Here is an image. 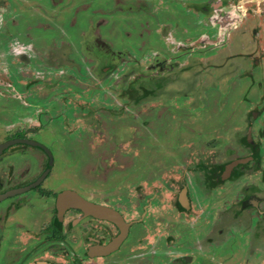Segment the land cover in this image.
Listing matches in <instances>:
<instances>
[{"label":"rangeland","instance_id":"obj_1","mask_svg":"<svg viewBox=\"0 0 264 264\" xmlns=\"http://www.w3.org/2000/svg\"><path fill=\"white\" fill-rule=\"evenodd\" d=\"M61 76L74 81L62 93L72 91L75 106L90 102V129L71 142L90 153L78 170L90 177L85 191L104 199L111 189L113 200L124 186L133 210L138 189L158 190L159 205L171 204V190L186 189L184 168L197 172L193 162L217 150L225 159L222 149L243 144L249 125L258 140L264 0H0V140L36 123L25 85Z\"/></svg>","mask_w":264,"mask_h":264},{"label":"flooded vegetation","instance_id":"obj_2","mask_svg":"<svg viewBox=\"0 0 264 264\" xmlns=\"http://www.w3.org/2000/svg\"><path fill=\"white\" fill-rule=\"evenodd\" d=\"M103 56L114 61L111 53ZM72 80L55 77L40 88L34 86L38 82H28L25 108L36 123L0 140V145L30 141L0 151V264H193L195 258L212 264H264V119L258 140L249 125L251 140L247 135L243 144L226 146L225 159L217 150L193 162L199 165L197 172L184 168L186 189H170L171 204L159 205L158 190L138 189L132 210L124 186L113 200L111 189L103 190L104 199L93 187L85 191L83 181L90 183V177L78 170L90 153L71 142L79 143L80 134L90 129V102L77 107L72 91L63 95L64 84ZM136 85L135 98L142 95V84ZM51 102L55 108H47ZM34 105L40 106L35 112ZM80 122L86 127L77 133ZM28 159L31 165L19 164ZM76 195L108 209L107 214L86 213L75 205Z\"/></svg>","mask_w":264,"mask_h":264},{"label":"water","instance_id":"obj_3","mask_svg":"<svg viewBox=\"0 0 264 264\" xmlns=\"http://www.w3.org/2000/svg\"><path fill=\"white\" fill-rule=\"evenodd\" d=\"M18 141L30 142L29 140H25V139L9 140L6 143H3L0 145V151H2L4 149V147H6L7 145L14 143V142H18ZM64 196H65V193H63L61 195V197H64ZM75 205L82 208L86 213H90V211L94 210L96 213H100L101 215H105L108 212V209H106L100 205L90 203L89 201H87L86 199H84L83 197L78 196V195L75 196Z\"/></svg>","mask_w":264,"mask_h":264}]
</instances>
